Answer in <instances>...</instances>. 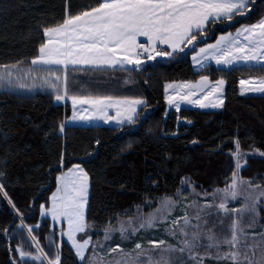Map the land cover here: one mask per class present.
<instances>
[{
  "label": "trees",
  "instance_id": "obj_1",
  "mask_svg": "<svg viewBox=\"0 0 264 264\" xmlns=\"http://www.w3.org/2000/svg\"><path fill=\"white\" fill-rule=\"evenodd\" d=\"M100 2L0 0V66L17 65L20 72L32 68L46 76L49 70L64 71L69 96L140 97L146 102L135 124H65L71 111L69 99L56 102L53 90L0 88V264H46L33 259L39 254L32 235L49 260L58 254L59 264H83L65 240L58 247L57 226L39 218V206L47 202L57 173L73 163L81 164L89 177L85 232L92 237L137 208L176 195L186 182L195 189L222 187L232 170L230 152L237 142L240 148L259 153L246 158L239 175L264 184V155L260 154L264 153V94H240L237 88L239 76L261 74L264 68L207 64L195 70L189 58L204 40L257 20L264 12V0H251L249 9L231 20H210L185 51L146 61L141 67L31 65L45 28ZM199 74L226 80L223 107L167 109L165 82L191 80ZM23 223L32 228V235ZM143 231L132 239L145 242L164 235L160 227ZM112 240L129 243L117 232ZM18 248L27 255L21 257Z\"/></svg>",
  "mask_w": 264,
  "mask_h": 264
},
{
  "label": "snow or ice",
  "instance_id": "obj_2",
  "mask_svg": "<svg viewBox=\"0 0 264 264\" xmlns=\"http://www.w3.org/2000/svg\"><path fill=\"white\" fill-rule=\"evenodd\" d=\"M251 0H101L96 7H91L90 10L82 11L76 15H68L63 20L62 24L57 27H49L44 29V35L47 37L46 42L39 47V54L31 60L32 66H60L66 69L69 65H89L94 68H116L117 66L136 65L143 63L139 57L147 55L149 60L160 56H170V52L157 51L158 45H167L174 51L181 49L182 44L191 45L197 40V35L204 28V25L209 22H215L221 17H226L231 20L236 14H243V11ZM193 30H196L194 32ZM237 36H242L243 40L238 41L231 34L222 36L215 45H209L207 48H201L200 53H206L215 49L219 55L214 56L217 64L230 65L236 61L255 62V64L264 66V20L258 24L245 27L238 30ZM139 37L147 38V46L138 42ZM223 46V47H221ZM155 53V55H152ZM19 63V62H18ZM17 65L0 66V84L7 81L12 82L13 69ZM29 68L25 74L32 71ZM55 76V73L51 72ZM60 76H55L57 82L60 81ZM207 77H201V84L207 81ZM49 81L45 79V83ZM218 85H223L224 81L217 82ZM242 86L248 85L247 88H242V92H257L264 94V78L255 81L252 79H241ZM51 86L57 91L59 87L57 83H52ZM173 85H166L165 91L172 88ZM185 87V86H182ZM192 89L200 87V85H187ZM218 89L213 88L215 92ZM203 91V88H201ZM196 95L194 91H189L187 95L178 97L181 101H188L192 104H198L201 108L209 107V104L203 103L201 100H192L191 97ZM211 95V93H208ZM63 95H57L56 100H63ZM207 99V95L204 97ZM168 103L173 104L176 100L174 96L167 97ZM73 106L90 105L91 113L88 116L78 115L74 113L72 119L90 120L93 118L103 119L107 121H116L123 124L125 121L129 124L136 123L137 106L144 105L146 102L142 99H119L112 96H96V97H72ZM223 100L219 103H213L211 107L222 106ZM179 109V103L176 104ZM109 109H115L116 115H108ZM83 111H89L84 108ZM63 130V125H61ZM237 155H239V143L237 142ZM264 155V153H260ZM241 165L237 162V169ZM2 175V174H0ZM59 186L51 197V207L45 208L41 205L42 214L51 215L53 220L64 218L67 220L68 230L67 237L72 241L77 256L81 261L85 259V251L91 244V239H84L79 243L75 239L77 233H84L89 225L86 223L85 206L87 203L88 182L89 177L79 165L69 168L67 172L58 177ZM250 181L238 180L237 174H233L231 184L224 189H216L212 193V198L222 195V201L218 205L204 204L197 206L200 211L197 212L195 219L207 224L206 217L211 216V212L205 210L215 207L218 212L222 211L225 216L230 212L227 207L229 199L236 200L238 198V184H250ZM3 185H0L2 190ZM181 193L178 192L177 196ZM207 196V193H205ZM261 195H264L262 193ZM150 204V202H147ZM176 201L171 197H165L162 201V208L157 209L155 213H150L147 217H142L138 226H134L133 220L129 219L127 227L124 222H121L119 231L122 238L127 239L126 233L129 231L135 235L140 229H151L156 226V223L166 220L165 211L170 212L176 207ZM249 209L245 207L240 210H231L242 214ZM255 210L254 206L251 209ZM203 212V215L201 214ZM183 224L179 227L180 233L185 237L182 243L183 248L178 249L181 253L186 250L191 254L192 249L201 246V237L205 236L210 243L209 248H219L221 244H226L235 251H228L223 254H217L218 260L231 261L232 264H264V256L259 261L253 262L249 259L247 251H240L239 247L248 248L245 243L240 244L237 232L243 233L240 228L239 221H233L231 224V237L219 239L215 236L211 229L208 233L199 231L201 224L193 225L191 218L187 214L181 218ZM223 224L221 220L219 222ZM174 226L180 225V220L172 221ZM195 229L191 233L186 229ZM116 231L111 227L105 230V240L112 238L111 233ZM29 234L32 228H28ZM175 235V230H172ZM35 241V237H31ZM164 241L153 243L154 251H159V259L153 264H182L179 258L173 261L168 254L177 251V249L169 246L163 248ZM95 247V245L93 246ZM136 249H141L140 244H136ZM39 250V244L37 243ZM21 257L27 255L22 249L18 248ZM59 251V250H58ZM119 245L110 249V253L122 252ZM129 257L131 254H126ZM192 260H197L195 255H190ZM35 260H41V256L33 257ZM151 259V258H149ZM103 261V258H100ZM60 257L57 254L55 260H50L49 264H59ZM89 264H97V258L93 256ZM111 264V262H108ZM115 264H128L127 260H117Z\"/></svg>",
  "mask_w": 264,
  "mask_h": 264
},
{
  "label": "rangeland",
  "instance_id": "obj_3",
  "mask_svg": "<svg viewBox=\"0 0 264 264\" xmlns=\"http://www.w3.org/2000/svg\"><path fill=\"white\" fill-rule=\"evenodd\" d=\"M249 9V3L246 5L243 14ZM261 20H264V12L263 14L255 21L250 22V23H242L236 28L232 30H227L223 32H219L216 34V36L212 39L204 40V42L198 44L196 48L190 52L189 58L190 62L195 70H199L203 68L204 66H207V64H213L214 66H221L225 68H230L234 66H250V65H258L255 64V62H243V61H236L230 65H225L223 63L217 64L216 59L214 56L219 55L215 51V49L210 50L209 52L206 53H200L201 48H207L209 45H215L216 42L220 39L222 36H228L231 34L235 39L238 41H242L243 37L242 36H237V32L240 29H243L245 27L251 26L258 24ZM203 37V35L199 36ZM198 38V39H199ZM189 45L187 44H182L181 49L182 51H185L186 47ZM223 47V46H221ZM180 51V49H177ZM175 50V51H177ZM157 51H165V52H170V56H160L156 57L161 58V57H167L170 58L171 56H176L174 55V50H169L166 47L158 46ZM152 55H155L153 53ZM143 61V63L139 66L136 67H141L146 61H151L147 58V56L141 55L139 57ZM153 60V59H152ZM261 66V65H260ZM121 67V66H120ZM264 68V66H262ZM13 78L12 82L9 84L7 81L3 82L0 84V88H8V89H17V90H37V89H50L55 92L54 100L56 102H59L56 100L57 95H63L64 93L67 94L66 92V86H65V74L63 71V74L61 73H55V76H60V81L55 82L58 84L59 91L57 89L53 88L51 86L52 83H54L51 78L55 79L54 75H51L50 72L48 73V76L44 74H39V73H34L31 71L28 74H25L27 71L20 72L17 69H13ZM264 71V70H263ZM201 77H207V81L201 84ZM264 78V72L261 74H245L241 75L237 78V88L238 92L240 94H262V93H257V92H247L244 91L242 92V88H247L248 85L242 86L240 84L241 79L244 80H255L258 81L260 79ZM45 79H47L49 82L45 83ZM223 80L224 84L223 85H218L217 82ZM56 81V80H55ZM173 85L172 88H169L167 91H165L166 85ZM187 85H200V87L197 88H188L186 87ZM185 86V87H182ZM225 86H226V80L223 77H218L216 79H210L206 74H199L197 77L194 79H186V80H170L165 82L164 84V101L167 109H177L176 104L179 103V108L183 106H191V107H198L201 108L198 104H192L189 103L188 101H181L178 99L179 96L181 95H187L189 91H194L196 95L192 96V100H201L203 103L209 104V107L202 108V109H220L223 107H211L210 105L213 103H219L220 100H223L224 102V92H225ZM201 88H203V91H201ZM216 88L218 89L217 91L213 92L212 89ZM208 93H211V95H208ZM207 95V99H204V97ZM168 96H174L176 97V100L174 101L173 104H169L167 97ZM72 98L73 96H69L67 94V99ZM140 98V97H139ZM66 99V100H67ZM70 102V100H69ZM61 103V102H59ZM64 103V102H63ZM71 106V104H70ZM65 119V118H64ZM253 154H259L254 148H240L239 147V155H237V147L236 144H234V150L230 152V157L233 162V167L230 172V175L228 176L227 182L219 188H213L210 190L207 189H195L192 184L186 182L183 187L178 191L181 193L180 196L173 195L169 196L173 200L176 201V207L172 208L170 212L165 211L164 214L167 215L166 220H162L158 223H156L155 227H160L161 231L164 233V235H160L158 238H146L145 242H142L141 239L136 238L132 239L133 235L129 231L126 233L128 236L127 239H129L128 244H124L123 242H117L115 240H105V230L109 227L112 229H116L119 237L122 238L121 233L119 231V228L121 226V222H124L125 227H127V221L129 219L133 220L134 226H138V224L141 222L142 217H147L150 213H155L157 209L162 208V201L164 198L156 201L153 205H151L148 208H144V206L139 207L135 210V212L128 218H123L119 219L116 221L114 224H108L99 235L92 237L88 235L86 232L84 233H77L75 235V239L77 242L82 243L84 239H91V244L89 245V248L85 251V259L83 261L80 260V258L77 256L75 248L73 246V243L71 240L68 239L66 233L68 230V225H67V220L64 218H61L60 220H53L51 215H43L42 214V209L41 205H44L45 208H50L51 207V197L52 194L56 192L58 186L55 184L54 189L51 191V193L48 196V200L46 203H42L39 206V218L46 217L50 220L52 224H55L57 226V238H58V247L60 246V243L62 240H65L73 249L74 256L76 259L83 264H89V261L93 256L97 258V264H108V262H111V264H115L117 260H127L128 264H153V262L157 261L159 259V251H154L152 248L153 243H158L159 241H164V245L162 246L163 248H168L171 246L174 249H177V251L171 252L168 254L170 258L175 261L178 258L182 260V264H232L231 261H225V260H218L217 254H223L228 251H235L236 249L230 248L226 244H221V246L217 248H209L208 244L210 241L206 239L205 236L201 237V246L192 249L191 254L186 250L185 252L181 253L178 251V249L183 248L184 244L182 241H184L185 237L180 233L179 227L183 224V220L181 219L184 217L185 214L188 215L189 218H191V223L193 225L200 223L201 228L199 229L200 232L202 233H208L209 229L212 230V232L215 234V236L219 239H224V238H230L231 237V224L233 221H239L240 222V228L243 229V233L237 232L238 240L240 241V244H247L248 248L244 249L243 247H239L240 251H247V255L250 260L253 262L259 261L262 256H264V220H262V216L264 215V195H261L264 193V184L262 183H257L254 182L250 179L243 178L239 175V170L237 169V162L241 165V167L245 164L246 158L250 155ZM74 164V163H73ZM79 164V163H78ZM80 168L83 169L81 164ZM72 164L67 167L61 169V171L57 174L60 173H65L69 168H72ZM240 167V168H241ZM239 168V169H240ZM237 174V179L240 180H245V181H250V184H244L240 185L238 184V198L236 200H231L229 199L227 203V207L229 208L230 212L227 216L220 211L218 212L215 207L207 209L205 211L211 212V216H207V224H204L203 222L197 221L195 219V216L198 211H200L199 207L193 206H203L204 204H215L218 205L219 203L223 202L222 201V195L217 196L215 199L212 198V193L216 189H224L226 188L229 184H231L232 179H233V174ZM62 174H60L61 176ZM58 176V177H60ZM57 177V175H56ZM89 184V182H88ZM89 190V186H88ZM201 190V191H200ZM207 193V196L205 195ZM88 198V194H87ZM87 205V203H86ZM255 208L254 211L251 209ZM247 207L249 210L243 212L242 214H238L237 212L231 211L233 209L235 210H240L244 209ZM86 209V206H85ZM203 215V212L201 213ZM174 220H180V225L174 226L172 224V221ZM223 221V224H220V221ZM28 231L29 226H26L24 223L22 224ZM37 224H35L36 226ZM154 227V228H155ZM145 230L143 232H146V229H140ZM172 230H175V235L172 234ZM195 229L188 228L186 231L191 233ZM112 232L111 235L114 233ZM32 235V232L31 234ZM151 235H154L152 232ZM166 236V237H165ZM31 237H34L33 235ZM36 239V238H35ZM122 239H120L121 241ZM36 241V240H35ZM34 241V245L36 246L37 249V243ZM136 244H140L142 247L141 249L137 250L136 249ZM95 245V247H93ZM119 245V248L122 249V252H116V253H110L111 248H115ZM38 254L41 256V259L46 264H49V259L44 256L41 247L39 246V250L37 249ZM126 254H131L129 257ZM20 255V254H19ZM190 255H195L198 259L197 260H192L190 258ZM103 258V261H100V258ZM151 258V259H149ZM55 260V259H54ZM43 262V263H44Z\"/></svg>",
  "mask_w": 264,
  "mask_h": 264
},
{
  "label": "crops",
  "instance_id": "obj_4",
  "mask_svg": "<svg viewBox=\"0 0 264 264\" xmlns=\"http://www.w3.org/2000/svg\"><path fill=\"white\" fill-rule=\"evenodd\" d=\"M60 24H62V23H60ZM60 24H58L56 26H53V27H57ZM193 31H196V30H193ZM43 35H44V32H43ZM46 39H47V37L44 35L42 44L46 42ZM140 40L145 41L146 44H147V38L146 37H139L138 41H140ZM158 46L166 47L169 50H173L172 48H170L167 45H158ZM38 54H39V52H37V54L33 58H35ZM38 66H44V65H38ZM52 66H55V65H52ZM69 66H73V65H69ZM76 66H89V65H76ZM125 66H133V65H125ZM125 66H123V67H125ZM63 96H64V99L59 101L61 103L65 102V100L67 99V94L64 93ZM76 97H96V96H76ZM115 98H119V99H125V98H127V99H142V100H144L143 98H139V97H115ZM68 99H69V97H68ZM69 100H70V104H71V111H70V114L68 116H66L65 119H64V123L65 124H79V125H90V124H112V125H118L119 124L116 121H107L106 122L105 120L99 119V118H93V119H90V120H79V119L73 120L72 117H73L74 113H76L78 115L88 116L91 113V106L90 105H79V104H77L74 107L73 106V102H72V98H70ZM141 106L142 105L137 106V112H138V110H139V108ZM84 108H88L89 111H87V112L83 111ZM108 115L115 116L116 115V110L115 109H109L108 110ZM72 165L75 166V165H79V164L78 163H74ZM60 174H63V173H60ZM60 174H57V177H56V184L57 185L56 186H58V183H59L58 176H60Z\"/></svg>",
  "mask_w": 264,
  "mask_h": 264
},
{
  "label": "built area",
  "instance_id": "obj_5",
  "mask_svg": "<svg viewBox=\"0 0 264 264\" xmlns=\"http://www.w3.org/2000/svg\"><path fill=\"white\" fill-rule=\"evenodd\" d=\"M138 42L143 43V44H145V46H147L146 42L143 41V40H140V41H138ZM152 54H153V53H152ZM143 56H147V55H143Z\"/></svg>",
  "mask_w": 264,
  "mask_h": 264
}]
</instances>
